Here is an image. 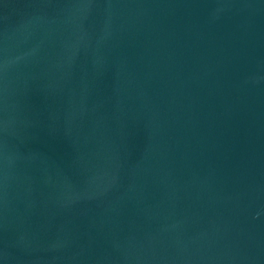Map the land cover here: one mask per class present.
Here are the masks:
<instances>
[{"label":"water","instance_id":"95a60500","mask_svg":"<svg viewBox=\"0 0 264 264\" xmlns=\"http://www.w3.org/2000/svg\"><path fill=\"white\" fill-rule=\"evenodd\" d=\"M0 264H264V0H0Z\"/></svg>","mask_w":264,"mask_h":264}]
</instances>
